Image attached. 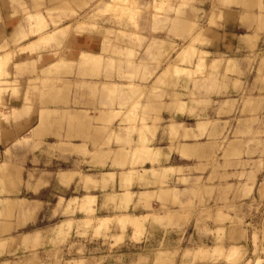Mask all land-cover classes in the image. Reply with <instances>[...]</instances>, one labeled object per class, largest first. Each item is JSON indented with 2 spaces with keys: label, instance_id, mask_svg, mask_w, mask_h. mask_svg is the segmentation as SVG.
<instances>
[{
  "label": "rangeland",
  "instance_id": "1",
  "mask_svg": "<svg viewBox=\"0 0 264 264\" xmlns=\"http://www.w3.org/2000/svg\"><path fill=\"white\" fill-rule=\"evenodd\" d=\"M252 1L244 5L211 0L204 22L194 24L198 34L191 37L189 42L172 45L171 53L153 58V50L158 48L153 41L143 53L145 56H142L144 39L138 34L142 11L137 9L135 0H97L89 5L82 1V7L87 9L79 12L68 10V0H65L63 10L53 8L57 0H14L17 14L22 15L24 26L29 29L24 32L22 39L38 36V43H44L46 39L42 37L55 31L64 20L63 23H70L65 33L61 34L65 36V42L74 32H106V52L103 51L104 55L98 59V65L94 64L90 70L78 67V71H147L148 63H156L162 71H170L171 65L188 64L190 71H194L182 72L192 81L188 98L190 119L180 125L177 123L183 121L179 117L170 121V129L177 132L171 134V151L186 158L187 163H182L177 157L171 163L180 167L165 174L152 167L153 176L161 179L160 190L151 194L150 202H145L142 195L145 211L136 207L127 214H144L145 218L131 217L138 221L128 226L125 224L128 217L116 219L122 215L118 212L108 216L112 219L99 220L93 213L77 214L82 211L78 205L79 200H70L66 205L60 200L54 207L53 190L44 193L50 205L37 225L18 231L16 235L22 236L34 229L46 230L49 237L58 235L59 241L54 244L56 249L47 255L53 264H75V260H87L95 256L106 259V264H264V35L260 43L258 40L252 43L246 37L247 40L240 46L247 49L229 56L213 55L210 58L209 54L200 51V48L208 44L207 35L202 38L204 31L201 26L207 24L208 18L210 25L215 19L219 22H232L241 13L242 23L255 25L257 32H260L264 26V0ZM106 2L110 4L106 5ZM159 11L168 14L170 10L167 3ZM38 13L47 22L42 30L32 16ZM50 25L53 28H49ZM74 25L75 28H72ZM65 42L51 43L49 47H58V50L63 48L65 53ZM190 46L196 48L195 52L185 54V49ZM57 60L61 61V58ZM0 62L2 71L7 62L2 58ZM73 66L61 61L60 65L48 71H73ZM16 71L19 69L16 68ZM8 73L1 78L0 93L3 92L1 85L11 80L10 71ZM169 74H164V79ZM13 80L12 89L20 85L16 77ZM33 83L43 88L40 81ZM163 86L170 87L166 84ZM129 89L135 96L142 98L146 95V89L143 92H138L134 87ZM33 91L40 90L34 88ZM151 93L166 95L156 85ZM176 101L179 99L176 98ZM186 106L179 103L174 111L186 113ZM124 107L120 106L118 119L127 112ZM4 113H7V108L2 107L0 115ZM126 116L132 119L120 120L116 127L112 125V133L114 130L120 133L133 130L132 133L141 135L146 133L145 125L151 121L147 109H141V105L136 104ZM157 120L154 119V124L162 122ZM187 142L194 146L188 147L184 154L182 144ZM26 143V139H22L17 145L22 147ZM142 147L150 148L145 141L138 143L131 166H143L146 161L140 155L145 154L152 156V166L159 168L157 152L152 149L149 154L143 153ZM35 148H40V145H35ZM54 150L57 151V148ZM71 162L61 160L59 169H73ZM6 167L5 163L0 167V175L3 176L0 185L4 186L8 185L4 180V174L8 172ZM89 173L82 167L80 176L83 178ZM168 175L171 176L170 183L167 182ZM82 194L77 191L66 193V196L79 197ZM24 197L21 194L14 198ZM153 202L152 207L150 204ZM3 203L6 202L0 201L4 208ZM1 210L0 227L8 225L9 221L15 222L16 227H22L32 220L30 210L25 212L17 209L9 213L6 209ZM132 231L133 236L130 237ZM29 243L24 238L22 244L27 251L19 252L11 259L16 260V264H49L46 263L48 259L44 262L39 258L37 244ZM232 247L239 249L234 250ZM232 251L238 252L232 255Z\"/></svg>",
  "mask_w": 264,
  "mask_h": 264
},
{
  "label": "crops",
  "instance_id": "2",
  "mask_svg": "<svg viewBox=\"0 0 264 264\" xmlns=\"http://www.w3.org/2000/svg\"><path fill=\"white\" fill-rule=\"evenodd\" d=\"M82 1L83 4L89 5L97 0H68V10H86L87 7H82L80 3ZM210 1L135 0L137 9L142 11L138 21V34L144 39L142 56H145L143 53L151 41L158 46L153 50V58L171 53L172 45L189 42L191 37L198 34L194 24L204 22ZM13 2L14 0H0V58L7 62V66L0 71V81L2 76L9 75L8 71L11 74V80L1 85L3 92L0 93V109L7 108V113L0 115V167L4 163L8 167V172L4 174L5 183L8 185H0V201L6 202L3 203L4 208L0 205V213L1 209H6L8 213L17 209L25 212L30 210L32 220L22 227H16L13 221L0 227V264L17 263L11 258L19 252L27 251L22 244L24 238L30 245L37 244L38 256L44 262L48 259L50 251L56 249L54 244L59 241L58 235L49 237L44 229H34L22 236L16 235L18 231L36 226L40 221L50 205L44 198L46 191L55 190L52 201L54 207L60 200L66 205L70 200L78 199L82 211L77 214L93 213L98 220L112 219L108 216L114 212L122 214L116 219L128 217L127 220L134 223L138 220L131 217L145 218L144 214H127L136 207L145 211L143 199L150 202L151 194L160 190L161 179L153 176L152 167L165 174L180 167L171 163L177 157L182 163H187L186 158L171 151V134L177 132L170 129V121L179 117L183 121L177 123L180 125L190 119L188 98L192 81L182 72H194L190 71L188 64L171 65L170 71H162L160 67L157 68L156 63H148L147 71H78V67L90 70L94 64L98 65V59L106 50V32H74L65 42V36L61 34L65 33L70 23L65 24L64 20L57 25L55 31L42 37L46 39L44 43H38V36L22 39L24 32L29 29L25 28L22 15L17 14ZM220 2L244 5L253 3L252 0ZM166 3L170 10L168 14L159 11ZM65 4V0H57L53 8L63 10ZM32 16L36 25L41 27L40 30L46 27L47 22L45 23L43 15L38 13ZM235 17L232 22H219L215 19L211 25L208 18L207 24H201L204 31L202 38L207 35L208 44L207 47L200 48V51L209 54L210 58L213 55L229 56L247 49L240 46L247 40L246 37H249L252 43L257 40L258 43L261 42L264 26L257 32L255 25L242 23L241 13ZM49 28H53L52 25ZM72 28H75V25ZM111 29L112 27L109 28ZM64 42L68 55L63 52V48L58 50V47H49L51 43ZM38 44L40 45L37 49ZM195 50V47L190 46L184 53H192ZM58 58H61L64 64L74 65L73 71H48L51 67L61 64ZM16 68L19 71H16ZM34 69L36 71H33ZM173 69L184 71H172ZM167 72L170 73L169 77L164 79L166 75H163ZM180 73L182 74L179 77L176 76ZM15 77L20 85L15 86L13 91L11 85ZM34 81H40L43 88L34 84ZM162 82L170 87L165 88ZM155 85L166 95L152 94ZM130 87H134L138 92L146 89L145 97L135 96L130 92ZM34 88H39L40 91L34 92ZM176 98L179 101H176ZM179 103L187 105L186 113L174 111ZM136 104L141 105V109H147L151 118L145 125L146 133H132L133 130L123 133L114 130L112 133V125L116 127L120 120L132 119L126 114H130V109ZM121 105L126 106L124 108L127 112L118 119ZM154 119L162 122L154 124ZM22 139H26L28 143L20 147L17 142ZM141 141L150 146L142 147L143 153L149 154L152 149L157 152L159 168L152 166V156L145 154L140 155V158L146 161L143 166H131L134 152L138 149L137 144ZM35 145H40V148L34 149ZM182 146L184 153L194 144L187 142ZM66 159L72 161L74 168L60 170V161ZM82 167L90 171L83 178L80 176ZM2 177L0 175V180ZM170 180L171 176L168 175L167 182L170 183ZM92 185L95 187H91ZM77 191L83 194L79 197L66 196V193ZM21 194L25 197L14 198ZM154 203L150 206L153 207ZM64 209L66 208L62 210ZM101 214L103 216L100 217ZM132 236L133 231L130 237ZM50 246L52 248L48 249ZM86 259L75 260V264H106V259L102 257ZM46 263L53 264L49 259Z\"/></svg>",
  "mask_w": 264,
  "mask_h": 264
},
{
  "label": "bare ground",
  "instance_id": "3",
  "mask_svg": "<svg viewBox=\"0 0 264 264\" xmlns=\"http://www.w3.org/2000/svg\"><path fill=\"white\" fill-rule=\"evenodd\" d=\"M0 64H1V62H0ZM103 222H104V221H103ZM125 222H126L125 224H127L128 226H129L131 223H134L133 221H130V220H127V219H126ZM231 249L238 250L239 248H238V247H232ZM232 252H234V251H232ZM235 252H238V251H235ZM235 252H234V254H232V255H235ZM200 253H202V251H200ZM230 253H231V252H230ZM230 253H229V254H230ZM227 254H228V253H227ZM229 254H228V255H229ZM205 255H206V254H205ZM232 255H231V256H232ZM208 256H209V253H208L207 257H208Z\"/></svg>",
  "mask_w": 264,
  "mask_h": 264
}]
</instances>
